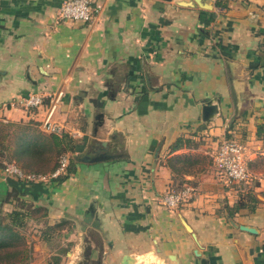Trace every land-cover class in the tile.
<instances>
[{"label": "crops", "instance_id": "1", "mask_svg": "<svg viewBox=\"0 0 264 264\" xmlns=\"http://www.w3.org/2000/svg\"><path fill=\"white\" fill-rule=\"evenodd\" d=\"M63 1L0 0V122L49 135L51 111L74 153L109 139L117 156L34 182L0 160V212L61 224L57 246L38 237L51 259L30 264H264V0H91L87 21L59 18ZM30 92L60 96L27 110ZM223 139L244 147L247 182L217 174ZM179 182L193 196L169 208Z\"/></svg>", "mask_w": 264, "mask_h": 264}, {"label": "built area", "instance_id": "2", "mask_svg": "<svg viewBox=\"0 0 264 264\" xmlns=\"http://www.w3.org/2000/svg\"><path fill=\"white\" fill-rule=\"evenodd\" d=\"M93 7L91 0H64L58 9V17L67 20L87 21L91 18ZM60 94L51 92H30L18 99L17 103L27 110L41 107L46 99L57 100ZM54 105L51 106V110ZM50 111L43 120L44 128L57 133L60 130L59 125L51 121ZM70 162L68 153H62L58 159L57 168L50 174H40L34 172H24L14 163H5L3 173L13 175L18 179L28 182L44 181L62 175ZM212 162L216 166L217 174L227 183L235 184L247 182L250 178V171L247 165V159L244 147L233 140L223 139L212 153ZM193 196V187L184 185L179 190L169 189L162 197V203L169 208L178 207L181 203L188 201Z\"/></svg>", "mask_w": 264, "mask_h": 264}, {"label": "trees", "instance_id": "3", "mask_svg": "<svg viewBox=\"0 0 264 264\" xmlns=\"http://www.w3.org/2000/svg\"><path fill=\"white\" fill-rule=\"evenodd\" d=\"M216 6L226 7V3L221 0L215 1ZM2 138V137H1ZM0 138V139H1ZM40 140L38 138L32 139V140H20L18 142V145L15 150V159L18 158L16 155L17 153L27 155L29 157H35L38 159L42 158V154L44 151V148H55V152L57 154L66 153L68 152H74V146H72V140L67 134H63L61 137L57 136L55 133H51L49 135H42L40 136ZM2 142V141H1ZM183 143L182 139H178L175 143L171 145V150L177 149L181 144ZM1 146L4 147V143H1ZM13 159V160H15ZM74 159L70 158L69 165L66 169V171L57 177L55 179L61 180L66 178L69 173L72 171L70 163L73 162ZM189 161V160H188ZM11 161H7L2 163V168L5 166V163H9ZM190 162V161H189ZM183 163H187L186 161H183ZM58 166V163L53 166L51 171L52 173ZM24 172H34L36 171H27L23 169L21 166H19ZM171 168L174 170V167L171 166ZM40 174H43L41 172H38ZM182 182H179L177 185V188H174V190L181 189ZM246 197L255 204L257 201L254 197L253 193H249L246 195ZM245 203L238 202L233 210H237L239 208H242ZM231 209V208H229ZM251 210H254V205L251 206ZM229 213L231 214L232 212ZM29 212H26L25 210L21 208L13 209L12 211L7 212H0V264H30L32 259V250L30 246L26 245L25 237L21 232V229L24 226V223L28 221V214ZM61 224L56 223L53 226H47L41 231V238L47 242H50V240H55L57 237V230L60 228ZM62 249H60V252ZM59 252V251H58Z\"/></svg>", "mask_w": 264, "mask_h": 264}, {"label": "rangeland", "instance_id": "4", "mask_svg": "<svg viewBox=\"0 0 264 264\" xmlns=\"http://www.w3.org/2000/svg\"><path fill=\"white\" fill-rule=\"evenodd\" d=\"M29 126L30 125L28 124L25 125L22 123L15 124L3 121L0 122V138L2 137L0 139V160L4 159L6 161L13 162V159H15V150L16 148H18L17 145L20 140H32L36 138H38L39 140L41 139V133L45 132H43V130L39 128H33V126ZM1 143H4V145L6 146L2 147ZM66 153L69 154L71 159H74V152L73 154H71L66 151ZM16 155H18V158L15 159L17 161L16 163L23 169L27 171H36V173L41 172L43 174H49L53 166L58 163L60 153L57 154L54 147H52L51 149L45 147L41 159L29 157L23 154L21 155L19 153H17ZM34 223L35 222L31 220L26 221L23 228L21 229V232L25 237L26 245L30 246L32 250L31 262L45 263L48 259H51L52 255L48 256V251L45 250L43 242L39 240L38 237H40L39 234H41V231L46 227V224L38 226ZM56 240L57 237L55 238V240L51 241L52 245L57 246L54 242Z\"/></svg>", "mask_w": 264, "mask_h": 264}, {"label": "water", "instance_id": "5", "mask_svg": "<svg viewBox=\"0 0 264 264\" xmlns=\"http://www.w3.org/2000/svg\"><path fill=\"white\" fill-rule=\"evenodd\" d=\"M217 107L215 105H209L204 107V113L206 111H211L212 113L210 114V116L213 114V112H216ZM97 119L102 120V114H98L96 115ZM204 119H207V117H204ZM102 124V121H100L99 123H95V127H94V135L97 134V129L98 127ZM113 139V136H111ZM112 142L108 140H99V141H95L93 139H91L89 141V143L87 144V148L84 151H80L77 153H74V160L76 161H80V162H84V163H90V162H97V161H103V160H108V159H112L115 158L117 156L116 153H114L113 149L111 148ZM93 217V214L90 213L89 215H87V219L86 221H91ZM232 223L236 226L239 227V229L247 231V232H251V233H255L256 229L253 227H249L247 225H243V224H239L237 225L235 222L232 221ZM94 225L97 223H93ZM187 229L189 231L190 228L187 226V224L185 223ZM132 257L130 255H124L123 256V261L122 264H130Z\"/></svg>", "mask_w": 264, "mask_h": 264}]
</instances>
